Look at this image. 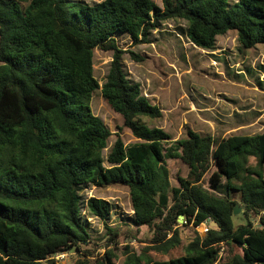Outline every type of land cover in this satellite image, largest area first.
I'll return each instance as SVG.
<instances>
[{
    "label": "trees",
    "instance_id": "1",
    "mask_svg": "<svg viewBox=\"0 0 264 264\" xmlns=\"http://www.w3.org/2000/svg\"><path fill=\"white\" fill-rule=\"evenodd\" d=\"M160 2L162 8L151 0L92 6L0 0V264H46L64 251L75 252V264H114L111 251L94 256L97 247L90 246L77 196L81 186L111 184L127 188L137 232L151 229L158 252L179 244L174 227L180 215L195 227L207 219L216 224L196 236L182 257H135L126 264H264V133L216 139L187 130L184 139L165 147L170 136L142 122L159 118L160 110L125 78L124 51L117 45L121 36L146 43L162 22L179 19L187 23L188 40L205 51L227 32L237 34L240 50L264 46V0ZM95 49L112 53L101 96L140 141L125 146L116 135L108 168L102 152L111 133L89 109L99 89ZM167 160L187 167L177 187L170 185ZM206 176L210 188L223 195L203 188ZM238 205L242 223L236 226ZM86 207L103 224L105 246L115 245L120 229L106 224L108 204L90 198Z\"/></svg>",
    "mask_w": 264,
    "mask_h": 264
},
{
    "label": "rangeland",
    "instance_id": "2",
    "mask_svg": "<svg viewBox=\"0 0 264 264\" xmlns=\"http://www.w3.org/2000/svg\"><path fill=\"white\" fill-rule=\"evenodd\" d=\"M69 1L92 6L103 0ZM151 1L162 8L160 0ZM186 30L187 23L184 20L173 19L162 22L158 29L148 35L146 43L134 44L128 37L122 36L117 39L118 48L124 51L121 63L125 78L129 83L139 85L141 95L151 105L157 106L161 113L157 119L142 118V122L170 136L171 141L165 147L184 139L187 130L216 139L264 133V46L240 50L237 34L227 32L216 37L212 51H205L188 40ZM130 53L140 57V60L133 59ZM111 58V52L99 49L93 51V75L99 89L92 94L89 103L90 112L101 119L111 133L107 148L102 152L105 168L109 166L106 159L116 135H119L125 146L140 142L123 128L121 117L112 111L101 96L100 87L107 77ZM119 128L121 131H117ZM165 163L170 185L177 187V178H186L187 167L178 160H167ZM251 165H255L253 161ZM262 172L264 175V166ZM202 186L217 195L224 194L210 188L208 176L204 178ZM77 196L80 220L92 241L90 246L97 247L94 256L111 251L114 264H126L128 258L133 263L135 257L151 261L182 257L187 245L196 236L202 237V225L195 227L192 222L185 223L183 218L178 217L174 229L179 244L166 253L158 252L153 250L156 245L151 243V229L140 227L137 232L127 188L119 184L85 185L79 187ZM90 198L101 199L108 204L106 224L110 228L120 229L115 245L105 246L107 239L103 224L86 207ZM237 207L240 212L234 216L236 226L242 223L239 219L243 212L241 206ZM256 221V218L252 221L255 226ZM170 237L169 233L166 240ZM86 249L93 251L92 247ZM225 250L222 247L221 257ZM77 259L75 252L64 251L50 260L51 264H75Z\"/></svg>",
    "mask_w": 264,
    "mask_h": 264
},
{
    "label": "built area",
    "instance_id": "3",
    "mask_svg": "<svg viewBox=\"0 0 264 264\" xmlns=\"http://www.w3.org/2000/svg\"><path fill=\"white\" fill-rule=\"evenodd\" d=\"M264 214V212H263ZM203 226V229H202V236L206 235L207 232L212 228L211 225H212V222L210 219H207L204 223L201 224Z\"/></svg>",
    "mask_w": 264,
    "mask_h": 264
},
{
    "label": "water",
    "instance_id": "4",
    "mask_svg": "<svg viewBox=\"0 0 264 264\" xmlns=\"http://www.w3.org/2000/svg\"><path fill=\"white\" fill-rule=\"evenodd\" d=\"M239 212H240V209H239L237 206H235V207H234V210H233V216L238 215ZM178 217H179V219H182V218H183V216H181V215L178 216ZM212 226L216 227V224L212 223L211 227H212ZM51 263H52V260H48V261L46 262V264H51Z\"/></svg>",
    "mask_w": 264,
    "mask_h": 264
}]
</instances>
